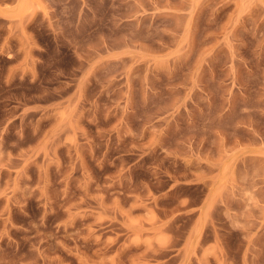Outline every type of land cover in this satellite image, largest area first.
<instances>
[{
	"label": "rangeland",
	"instance_id": "obj_1",
	"mask_svg": "<svg viewBox=\"0 0 264 264\" xmlns=\"http://www.w3.org/2000/svg\"><path fill=\"white\" fill-rule=\"evenodd\" d=\"M0 264H264V0H0Z\"/></svg>",
	"mask_w": 264,
	"mask_h": 264
}]
</instances>
